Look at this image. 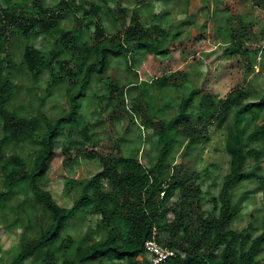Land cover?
<instances>
[{
	"label": "trees",
	"instance_id": "obj_1",
	"mask_svg": "<svg viewBox=\"0 0 264 264\" xmlns=\"http://www.w3.org/2000/svg\"><path fill=\"white\" fill-rule=\"evenodd\" d=\"M9 1L0 0V57L7 60V68L16 67L13 54L17 38L28 39L59 29V43L48 52L34 43H24L19 67L33 81H37L44 70H50L48 94L61 82L70 93L68 111L53 120L43 112L20 113L11 107L17 94L14 75L9 69L4 72L0 62V120L4 130L0 138V172L5 188L0 190V205L14 186L28 183L34 202L49 219L35 238L29 241L22 238L12 259L4 264H24L29 258L39 259L40 264H138L147 261L144 244L152 238L174 252L160 264H264V213L260 218L261 231L255 236L231 227L238 214L234 189L251 178L264 160V149L248 147L250 142L264 141V119L248 134L242 125L247 115L256 119L259 113H264V92L257 100H247L251 91L242 84L234 86L224 97H216L202 88L190 89L181 99L175 116L168 121H154L147 105L142 104L143 93L126 108L124 90L127 87L106 75L109 60L128 52L165 56L169 52L166 37L169 34L174 37L179 26L190 24L188 16L170 32L173 25L164 26L163 18L147 23L138 9L128 13L126 7L111 5L110 0H58L54 5L31 0L30 8ZM259 6L264 8V0H260ZM167 12L159 14L164 16ZM70 15L74 18L73 26L61 28V23ZM119 17L123 19V27L109 33L103 22L113 25ZM226 20L230 29L222 54L236 57L249 72L252 70L251 52L261 53L264 42L258 46L260 51L258 48L250 50L246 44L253 42L257 34L264 38V32L254 31L250 22ZM259 70L264 71L263 61ZM95 76L107 83L106 103L100 105L104 110L110 106L109 120L127 118V132L139 115L146 125L155 129V162L146 166L137 156L124 155L117 145L115 152L110 149L100 155L101 169L83 183L79 196L69 206H61L43 188L42 182L55 156L56 141L65 126L76 121L81 100ZM186 79L185 70L166 69L156 82L161 87L179 88ZM196 94L200 95L195 108L198 107L197 112L203 116L201 123L191 119L188 112ZM101 100L99 98L100 103ZM230 110L233 115L227 124L225 140L229 170L218 195L210 199L212 209L205 212L199 183L201 174L185 162L172 164L169 157L177 137L185 140V152L192 150L208 138L210 127L218 121L221 123ZM87 130L85 125L79 130L84 138H87ZM27 140L38 144L31 165L18 154H5L8 145ZM63 153L66 162L72 159L70 145L63 147ZM74 155L78 156L77 151ZM256 176L264 187V173ZM87 212L95 219H87L88 229L75 245L74 237L66 232L77 215L79 220H86ZM64 233L67 245L62 244Z\"/></svg>",
	"mask_w": 264,
	"mask_h": 264
},
{
	"label": "rangeland",
	"instance_id": "obj_2",
	"mask_svg": "<svg viewBox=\"0 0 264 264\" xmlns=\"http://www.w3.org/2000/svg\"><path fill=\"white\" fill-rule=\"evenodd\" d=\"M57 1L43 0V4L54 5ZM139 1L124 0L122 3L120 0H110V4L126 7L128 13L132 9H138L142 19L147 23L158 22L163 18L164 26L173 25L170 32H173L178 22L187 16L190 24L179 26V32L174 37L171 34L166 37L169 52L165 56L128 52L123 57L110 58L106 75L127 87L124 90L126 108H130L132 100L139 93H143V106L147 105V111L154 121L161 122L168 121L178 113V105L190 89L202 88L213 92L216 97H224L234 86L242 84L251 91L247 100H257L262 95L264 71L259 70V65L261 61L264 62V50H261V53L254 52L256 48L260 51L258 46L263 45L262 35L257 34L258 37L253 39V42L246 44V47L254 50L251 52L252 70L249 72L242 61L237 62L236 57L228 58L222 54L228 40L226 33L230 29L229 21L226 19L253 23L254 31L264 32V8L259 6L260 0H149L146 4ZM9 2L22 4L27 8L31 5V0ZM166 11L169 12L164 16L159 14ZM72 17L70 15L64 20L61 28H71L74 20ZM122 22L123 19L121 21L119 17L116 24L103 22V26L109 33H114L118 28L123 27ZM59 35L60 31L56 29L28 39L17 38V49L13 54L16 67L13 66L12 69L7 68V60L3 56L0 57L4 72L9 69L14 75L17 94L11 107L16 108L20 113L31 115L43 112L53 120L68 111L70 91H67L64 83L61 82V85L48 94L50 70H44L38 80L33 81L23 72L24 69L19 67L24 43H34L48 52L51 47L59 43ZM166 69L186 71L187 79L181 87L158 85L156 80ZM86 94L81 100L76 121L72 125H66L63 134L57 139L55 156L42 182L43 188L48 190L52 198L61 206H69L79 196L83 183L101 169L100 155L110 149L115 152L117 145H120L124 155H135L146 166L155 162L157 147L153 127L146 125L139 115L135 116L127 132H125L127 118L109 120L110 106L105 110L101 108V105L106 103L107 83L99 80L97 76L94 77ZM199 97V94L195 95L193 105L188 112L191 119L201 123L203 116L197 112L199 108H195ZM99 98L102 99V103ZM232 115L233 110H230L221 123L219 121L214 123L210 127L208 138L193 146L188 152L184 149L185 140L182 136L177 137L169 157L172 164L185 162L188 167L201 174L199 183L203 191L202 209L205 212L212 209L210 199L218 195L223 177L229 170V155L225 151V140L227 124L230 123ZM251 117L252 115H247L242 123L245 134H248L255 124L262 123L264 113H259L256 119ZM84 125L88 128L87 138L79 132ZM3 133V123L0 120V138ZM67 145H70L72 157L68 162L64 160L63 153V147ZM37 147L36 142L27 140L8 145L4 152L6 155L18 154L27 161L28 165H31ZM248 147L263 150L264 141L250 142ZM75 151L78 153L77 157L74 155ZM249 161L251 165L252 161ZM262 173H264V160L251 178L243 180L234 189L238 214L231 227L237 231L246 230L252 236L260 233V218L264 213V187L259 184L256 176ZM2 180L0 172V190L5 189ZM84 216L86 220L81 221L77 215L66 232L74 237L75 245H78V238L88 229L87 219H95L91 212H87ZM48 222L47 215L34 202V197L28 190V183L14 186L9 197L0 205V264L12 259L22 238L25 241L35 238ZM62 237V244L67 245L66 234H62ZM80 243L84 245L85 241L82 240ZM40 263L41 261L35 258H29L24 262V264Z\"/></svg>",
	"mask_w": 264,
	"mask_h": 264
},
{
	"label": "built area",
	"instance_id": "obj_3",
	"mask_svg": "<svg viewBox=\"0 0 264 264\" xmlns=\"http://www.w3.org/2000/svg\"><path fill=\"white\" fill-rule=\"evenodd\" d=\"M144 247L148 254L147 261L138 264H160L166 258L173 256L174 254L173 250L159 244L154 238L148 239L145 242Z\"/></svg>",
	"mask_w": 264,
	"mask_h": 264
}]
</instances>
